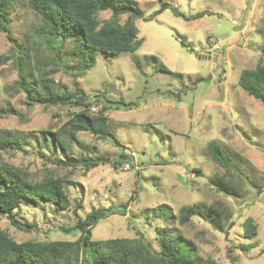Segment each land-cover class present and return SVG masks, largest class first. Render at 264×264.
I'll return each instance as SVG.
<instances>
[{
    "label": "rangeland",
    "instance_id": "obj_1",
    "mask_svg": "<svg viewBox=\"0 0 264 264\" xmlns=\"http://www.w3.org/2000/svg\"><path fill=\"white\" fill-rule=\"evenodd\" d=\"M135 5L138 14H121L119 21H134L141 44L118 55L98 52L87 69L68 54L75 49L71 39L56 55L39 34L40 21L27 0H12L11 39L0 31V112L5 113L0 128L19 141L0 150V164L18 167L32 180L61 176L68 182L70 205L58 209L22 199L13 216L24 229L1 214L0 228L15 241L73 240L79 232L67 227L76 217L104 207L115 212L98 220L93 239L141 234L159 250L158 236L166 229L181 237L195 258L264 264V102L238 84L241 69L264 64V0H136ZM109 16V10L98 13L100 20ZM19 45L31 52L38 81L52 79L60 91L83 92L90 114L106 106L108 128L119 143L89 131L69 140L65 122L82 108L74 102L26 103V93L15 87ZM150 55L170 71L159 70L146 59ZM120 99L128 106L115 109ZM57 129L64 148L39 141L42 130ZM214 141L231 158L228 170L208 155ZM60 159L74 164H56ZM85 159L98 164L86 167ZM215 175L229 179L236 193L217 190L211 183ZM191 204L217 207L221 228L197 213L181 222V208ZM249 217L256 228L250 240L242 225ZM246 242L254 247L242 250Z\"/></svg>",
    "mask_w": 264,
    "mask_h": 264
},
{
    "label": "trees",
    "instance_id": "obj_2",
    "mask_svg": "<svg viewBox=\"0 0 264 264\" xmlns=\"http://www.w3.org/2000/svg\"><path fill=\"white\" fill-rule=\"evenodd\" d=\"M11 3L12 0H0V31L5 32L9 39L11 36L8 13ZM135 4L136 0H27L28 7L40 21L38 32L48 41L49 47L55 49L56 55H59L63 42L71 39L75 49L68 54L73 55L80 66L87 69L92 66L98 52L118 55L132 52L141 44L142 38L137 37L134 21L131 18L123 23L119 21L121 14H138L139 10ZM105 10L110 11V16L100 20L98 13ZM181 44L188 46L183 40ZM19 47L22 52L14 59L18 70L15 87L26 93V103L56 105L74 102L82 108L73 112L65 122L69 140L74 141L78 131H89L98 137H108L114 143H119L108 128L107 116L103 112L106 106L97 114H90L87 110L89 103L84 101L83 92L76 89L72 92L77 94L74 97L72 93L56 88L52 79L42 81L41 78L39 82L31 63V52L27 47ZM261 53L264 56V38ZM146 59L158 63L159 70L170 71L156 56L150 55ZM238 84L247 94L264 102V64L258 62L253 68L241 69ZM115 104V109H118V104L128 106L121 99L115 101ZM3 114L5 113L0 112V116ZM59 131L42 130L38 136L39 141L47 143L50 148H64L65 143L58 137ZM18 141V137H15L11 130L0 128V150L12 149ZM207 152L216 164L225 170L230 168V156L215 141L208 143ZM62 163L74 164L61 159L56 161V164ZM97 164V161L91 159L84 160L86 167ZM211 183L217 190L229 195L236 193V187L222 175H215L211 178ZM66 184L67 180L61 176L47 174L41 179L32 180L20 168L0 164V214L7 216L13 226L23 230L24 225L13 216L21 200L26 199L34 203L46 201L55 208H67L70 199L65 190ZM113 212L115 211L108 208L97 207L88 211L82 218L76 217L75 223L67 227L79 232L73 240L15 241L0 228V264H217L211 257L206 260L193 257L190 246L183 243L181 237L166 229H161L158 236L159 250L153 249L141 234L136 237L93 239L91 230L94 225L100 218ZM118 212L125 214V210ZM196 213L209 217L217 228H221L222 217L218 208L212 205H208V209L198 204L182 207L181 222ZM242 225L244 237L252 239L256 235L252 219L247 218ZM252 247V242L240 244L242 250ZM228 256L232 261L230 251Z\"/></svg>",
    "mask_w": 264,
    "mask_h": 264
},
{
    "label": "water",
    "instance_id": "obj_3",
    "mask_svg": "<svg viewBox=\"0 0 264 264\" xmlns=\"http://www.w3.org/2000/svg\"><path fill=\"white\" fill-rule=\"evenodd\" d=\"M225 22H226V24H227V25H231V22H229V21H226V20H225Z\"/></svg>",
    "mask_w": 264,
    "mask_h": 264
}]
</instances>
